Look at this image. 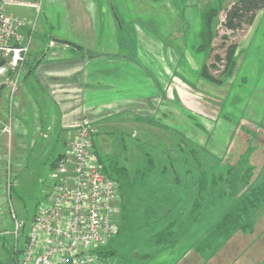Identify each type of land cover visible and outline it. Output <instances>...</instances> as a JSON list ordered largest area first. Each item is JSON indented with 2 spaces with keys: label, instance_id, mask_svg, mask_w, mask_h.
I'll return each instance as SVG.
<instances>
[{
  "label": "rangeland",
  "instance_id": "rangeland-1",
  "mask_svg": "<svg viewBox=\"0 0 264 264\" xmlns=\"http://www.w3.org/2000/svg\"><path fill=\"white\" fill-rule=\"evenodd\" d=\"M79 1L40 0L41 12L30 47L33 57L44 51L50 57L48 51L54 46L51 42L53 38L69 39L86 50L92 48L93 42L86 39L89 30L95 28H82L76 24L78 20H94L97 17L103 21L104 18L91 11L96 7L88 10L85 2L81 0L80 4ZM236 1L133 0L128 5V11L125 5L117 10L120 18H124L126 10L138 21L136 27L128 28L130 34L124 33L135 52L149 53L150 59L153 53L166 54V118L161 120L156 114L152 130H144L140 136L127 134L124 140L102 135L93 137L92 152L99 166L118 179L123 187V211L119 206L115 217L117 234L102 248L113 254L102 259L100 264H145L158 259L171 264L191 255L203 260L204 264L215 258H222L226 263L235 260V264H264V208L255 221L254 231L247 235L253 243L249 242L250 245L245 248L235 244L224 247L236 241L232 239L233 235L217 249L214 246L200 253L196 250L201 239L229 207L231 201L228 196L214 205L202 207L195 223L189 226L186 222L199 193L202 176L209 186L211 178L222 176L230 169H237L243 174L249 166L252 169L249 185L261 182L264 175V155L252 156L258 141L264 143V10L258 12L248 31L244 28L231 35L222 28V22L225 10ZM84 7L87 10H81ZM210 9L217 11L213 21L216 37L211 51L200 53L196 48L201 17ZM19 15L28 23L34 19L27 9H21ZM72 21L75 22L73 27L67 26ZM51 23H54L53 27ZM20 35L22 39L28 36L27 29ZM106 35L107 43L100 44V37L95 46L114 52L118 47L110 27L106 28ZM224 35H228L227 41L223 40ZM126 43L122 44L126 46ZM234 44L237 61L233 76L223 79L222 84L201 79V68L196 69V65L213 63L215 55L221 61L210 73L215 78H222L225 48ZM184 52L187 56L191 55L186 62L182 58ZM154 61L157 64L158 60ZM21 77L13 96L9 97L5 90L0 92L4 93L2 101L0 98L1 134L6 125H11L12 130L13 121L7 116L14 115ZM72 137L64 145L63 134L59 139H54L52 135L49 138L40 136L28 152L25 164L21 163L22 171L15 179L11 178L10 190L6 189V185L3 188L0 198V264H12L20 253L23 236L29 231L36 208L49 194L51 164L65 154ZM29 141L30 147H33L32 139ZM240 151L243 154L239 155ZM243 158L248 160L246 166H241ZM115 171H120L122 177L118 178ZM235 187L236 197L247 189L239 183ZM207 189L210 191V186ZM8 193L11 197L9 201ZM10 209L25 225L18 241L12 233ZM164 228L166 233L171 232L175 242L156 246L153 236ZM166 240L170 237L167 236ZM238 247L240 249L236 254Z\"/></svg>",
  "mask_w": 264,
  "mask_h": 264
},
{
  "label": "crops",
  "instance_id": "crops-1",
  "mask_svg": "<svg viewBox=\"0 0 264 264\" xmlns=\"http://www.w3.org/2000/svg\"><path fill=\"white\" fill-rule=\"evenodd\" d=\"M83 1L88 10L96 7L91 11L104 18L103 21L96 19L97 17L94 20H78L76 24L82 28H95L93 31L89 30L86 39L87 42H93L92 48L86 50L82 45L71 43L69 39L53 38L51 42L54 46L48 51L50 57L46 56L45 51L39 52L36 57L29 53L16 96L14 115L10 119L13 121L11 137L0 133V198L5 188L7 171L9 170L13 179L19 175L28 152L34 148L40 136L49 138L52 135L54 139H59L63 134L65 145L66 140L74 136L80 125L87 124L94 132L92 143L96 135L124 140L127 134L140 136L142 131L152 130L154 120H157L156 114L161 120L166 118V54L153 53L150 59L149 53L135 52L128 44V36L124 34H130L128 28L138 25L137 19L134 20L126 13L133 0ZM81 2L80 0L79 3ZM122 5L127 10L124 18H120L117 12L119 7L124 8ZM68 23L67 26L73 27L75 22ZM107 27L114 32V41L118 47L114 52L95 46L100 37V44L107 43ZM58 41L70 43L79 50ZM187 55L183 53L185 62L191 56ZM154 60H158L157 64ZM202 64L203 62L201 65L197 64L196 69L201 68ZM252 78L251 76V80ZM3 95L4 93L0 94L1 101ZM255 123L256 121L252 124ZM30 139L33 147H30ZM258 142L252 156L264 155V147H261L264 143ZM232 239L236 241L224 247L235 244L245 248L253 243V240L242 233H235ZM239 249L238 247L236 254ZM223 260L215 258L206 264L236 262L228 260L226 263ZM145 264H166V260L158 259ZM171 264H204V261L191 255Z\"/></svg>",
  "mask_w": 264,
  "mask_h": 264
},
{
  "label": "built area",
  "instance_id": "built-area-1",
  "mask_svg": "<svg viewBox=\"0 0 264 264\" xmlns=\"http://www.w3.org/2000/svg\"><path fill=\"white\" fill-rule=\"evenodd\" d=\"M30 10L34 19L19 15ZM40 0L0 1V92L13 96L30 53ZM27 29L24 39L21 32ZM12 115V114H11ZM11 115L7 116L11 119ZM9 122V121H8ZM11 137L10 125L2 129ZM93 130L80 125L66 146V152L49 173V194L36 208L23 246L12 264H100L96 251L117 234L119 184L104 175L91 147ZM6 189L12 185L10 172ZM8 193V201L10 199ZM9 203V202H8ZM13 236L18 241L25 225L10 209Z\"/></svg>",
  "mask_w": 264,
  "mask_h": 264
},
{
  "label": "trees",
  "instance_id": "trees-1",
  "mask_svg": "<svg viewBox=\"0 0 264 264\" xmlns=\"http://www.w3.org/2000/svg\"><path fill=\"white\" fill-rule=\"evenodd\" d=\"M262 10H264V0H237L225 10L222 28L225 31L230 32L231 35H234L238 31H242L244 28L247 29L251 27L256 15ZM216 16L217 11L215 9H210L202 15L201 30L198 36L199 44L196 48L197 52L207 53L211 51L212 42L216 37L213 30V21ZM222 38L227 41L229 37L228 35H224ZM236 49L237 47L235 44L229 45L225 48V55L223 58L225 65L221 72L222 78H215L210 73L211 70L216 69L215 64L221 61V58L218 55L214 56L213 63L202 65L199 77L215 84H222L223 79L232 77L236 69ZM25 66L26 63L24 69ZM247 161V158H243L241 160V166H246ZM53 163L51 164V167H53ZM245 170V173L240 174L241 171L230 169L222 176L220 175L211 178L209 185L211 192L207 189L209 186L203 179V176L201 177L198 186L199 193L193 203L191 213L186 220L189 226L197 221V216L199 215V211L202 210V207H206L208 204L214 205L227 196L230 198L231 202L227 210L212 225L204 239H201L198 243L196 250L199 253L201 251L210 250V248L213 249L214 246L215 249L221 247L237 232H240L243 235H248L254 231L255 221L264 208V175L261 182L255 185H249L252 176V169L247 166ZM103 173L105 176L115 180L119 184V206L120 210L123 211V187L121 183L118 179L111 177L107 170H103ZM115 174L118 178H121L123 175L120 171H115ZM201 174L204 175L203 173ZM238 183L241 184L242 187H247V189L241 196L236 197L237 189L235 186ZM166 235L170 237V240H166ZM153 237L156 246H166L167 243L174 244L175 242V238L173 239L171 232L166 233V228L156 233ZM96 253L100 259L109 258L113 254L111 251H103L102 249L96 251Z\"/></svg>",
  "mask_w": 264,
  "mask_h": 264
},
{
  "label": "water",
  "instance_id": "water-1",
  "mask_svg": "<svg viewBox=\"0 0 264 264\" xmlns=\"http://www.w3.org/2000/svg\"><path fill=\"white\" fill-rule=\"evenodd\" d=\"M0 1H1V0H0ZM58 43H60V44H62V45L70 46V47H72V48H74V49H76V50H79L78 47H75V46L71 45L70 43H67V42H61V41H58ZM3 63H4L3 61L0 62V68L3 66Z\"/></svg>",
  "mask_w": 264,
  "mask_h": 264
}]
</instances>
